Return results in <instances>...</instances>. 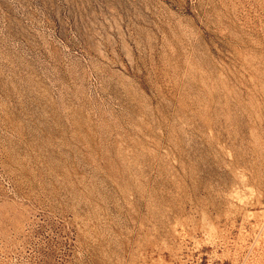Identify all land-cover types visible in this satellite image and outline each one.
I'll use <instances>...</instances> for the list:
<instances>
[{"label": "rangeland", "instance_id": "374dc122", "mask_svg": "<svg viewBox=\"0 0 264 264\" xmlns=\"http://www.w3.org/2000/svg\"><path fill=\"white\" fill-rule=\"evenodd\" d=\"M0 264H264V0H0Z\"/></svg>", "mask_w": 264, "mask_h": 264}]
</instances>
